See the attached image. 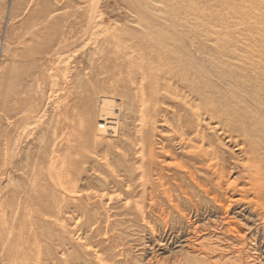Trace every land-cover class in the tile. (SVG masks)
I'll use <instances>...</instances> for the list:
<instances>
[{
  "label": "rangeland",
  "instance_id": "1",
  "mask_svg": "<svg viewBox=\"0 0 264 264\" xmlns=\"http://www.w3.org/2000/svg\"><path fill=\"white\" fill-rule=\"evenodd\" d=\"M163 34L208 77L258 63L264 0H0V264H171L214 220L176 211L173 97L134 98Z\"/></svg>",
  "mask_w": 264,
  "mask_h": 264
},
{
  "label": "bare ground",
  "instance_id": "2",
  "mask_svg": "<svg viewBox=\"0 0 264 264\" xmlns=\"http://www.w3.org/2000/svg\"><path fill=\"white\" fill-rule=\"evenodd\" d=\"M144 38L148 60L134 67L141 84L134 98L145 116L152 105L174 99L173 132L186 150L173 174L176 211L184 219L186 203L196 215L216 214L188 227L186 246L171 264H264V59L236 58L241 65L225 63L223 73L209 78L182 56L184 41L168 34ZM222 78L245 91L210 81Z\"/></svg>",
  "mask_w": 264,
  "mask_h": 264
}]
</instances>
